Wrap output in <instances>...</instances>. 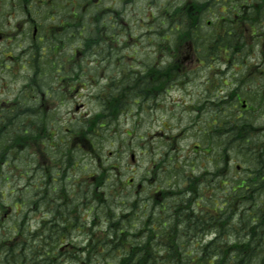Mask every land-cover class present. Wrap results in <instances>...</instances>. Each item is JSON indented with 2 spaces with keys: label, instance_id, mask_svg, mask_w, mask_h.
<instances>
[{
  "label": "rangeland",
  "instance_id": "1",
  "mask_svg": "<svg viewBox=\"0 0 264 264\" xmlns=\"http://www.w3.org/2000/svg\"><path fill=\"white\" fill-rule=\"evenodd\" d=\"M105 1L107 6L111 5L120 14L122 12L126 14V18L123 20L128 22V30L119 32L118 24H116L117 28L112 33V41L106 37L107 34L91 33L86 43L92 46H88L81 55L75 58L70 57V55L73 53V47H78L80 44L79 41L74 44L67 41L60 53L54 52L53 49L49 50L50 63L40 66L42 71L51 72L58 76L53 65V60L57 59L61 63L66 62V69L70 67L72 71L70 74H67L66 71L62 72V75L66 74L65 82L39 81L37 79L39 84L44 86L43 89L49 88L52 94H41L40 90L36 91L33 85L38 81L35 79V82H31L29 79L34 78L29 77L32 71L18 66L13 70L7 61L11 53L9 47L12 43L8 37V22L12 21L10 0H6L1 5L3 37L0 41L2 51L0 66V113L2 115L0 152L2 142L4 144L9 143L13 137L20 141L19 145L17 143L18 152L16 156V164L20 174H18L16 181L17 188H22L23 191L18 193L20 203L18 204L17 216L14 212L9 213V216L3 215L4 211L0 212V225L14 226L16 219L17 226L19 223L22 224L25 232H33L39 227L36 222H31L25 218L27 202L30 198L27 171L30 172L38 161L42 164V160L53 167L55 158L61 154H67L74 155L73 159L78 166L74 171L75 179L87 181L83 182V186L90 185L89 175H94L95 181L93 180V182H96L95 185L99 188L97 191L99 197L102 195L104 185L107 184L108 186L113 180L118 182L117 189L122 197L119 195L113 197L116 198V203L112 204L113 210H115L113 214L122 213L123 203L129 206H125V211L130 213V204L134 202V209H131L132 215L130 216V228L132 229L129 231L130 234L138 233L139 225L134 222V218L139 214L137 209L143 208L144 205H152L154 194L157 191L166 190L167 185L175 182L170 173L165 172L168 171L167 165L174 164L180 172L179 177L190 169L184 158L189 156L188 160L191 159L195 144L198 143L200 137L204 136L200 130L205 127V116L202 115V112L196 113L195 109L193 113L188 111V104L192 100L196 102L199 97L197 94H226L235 81L234 75L238 79L240 78L242 65L245 67L243 71L251 70L255 66V62H261V59H264L261 56L263 36L260 39V34H257L259 31L254 35L243 34L241 41L247 47L246 51L240 53L244 57L240 65L229 66L222 60H217L206 63V65L194 62L186 66L183 61L181 64L182 73L184 72V76L181 75L182 80L172 82L169 77L165 76L168 79L167 83L155 89L149 85L150 92L148 94L150 96L138 99V95H129L132 94L133 87H138L133 80L135 76L132 74H137L139 80L149 78V82L155 83V78H152L153 71H148L146 66L149 69L151 67L154 69L152 64L155 63V60L156 62L158 60L163 61L161 55H168L167 52H161L160 55V52L157 53L155 48L156 42L153 32L159 25L158 20H155L154 17L159 15L160 4L148 3L147 0H132L125 9L121 3L115 2V0ZM153 27L154 30L150 31ZM84 39L85 36L82 35V44ZM248 50H250L251 55L246 54ZM190 68L192 69L187 76L185 71ZM73 70L77 75L81 74L83 77L95 76L96 81L93 78L94 81L86 83L70 82L73 80ZM172 76L178 75L172 74ZM52 79L57 80L56 77ZM121 80L123 81L119 82ZM61 91L62 93H60ZM262 93L263 91L260 94ZM61 94L66 95L61 97ZM137 94H143V92ZM189 94H193V96H189ZM115 95L118 96V100L113 99L112 102L116 103L118 108L119 106L123 108L120 112L111 111L104 107V102L102 103L99 98L108 100ZM260 96L262 98V95ZM261 103V100L254 101L252 110L248 112L254 114L257 124L261 123L264 115V107ZM111 109H114L112 105ZM16 112L28 113L23 120V118L15 117ZM99 114L102 115L101 120H103V127L101 128L96 123L98 120L96 115ZM192 116L196 119L190 125L189 120ZM88 120L92 129L99 132L96 145H90L89 141L84 144L82 141L84 140L83 136L87 137L85 130L86 127H89ZM197 121L198 123H196ZM11 122H13L12 125ZM26 128L30 129V132L24 134ZM19 129L22 130V133L18 132ZM77 130L81 131L79 140L76 138L77 143L73 144L74 137L71 140H64L65 137L68 138V135L72 137V134ZM257 135L263 137L264 133L259 132ZM22 136L26 137L23 138ZM5 149L6 155H8L7 146ZM132 154L135 155L134 159H132ZM175 159H181L183 162ZM238 164H240L239 161L236 164L233 162V170L242 173V169H237ZM10 166V164H5L0 170V198L2 196L1 190H5L8 198L4 202L7 207L14 204L12 201L15 197V195H12V198L9 197L10 187L7 186L11 184V181H5V178L12 176ZM48 172L55 176V169L51 168ZM194 172L200 174L202 171L196 169ZM69 175L73 177V172H69ZM223 175L225 179L230 177L227 168H225ZM39 176L40 173L34 174L32 180L37 182ZM139 185L141 188L137 190ZM204 192L208 193L209 190L204 189ZM138 193L140 195H137ZM220 195H224L223 190L220 191ZM166 198L173 201L171 195H167ZM169 201L164 203L170 204ZM0 203L4 207L3 203ZM7 207L8 210L9 207ZM104 227L105 223L101 228ZM0 234H4L2 230H0ZM130 234L127 233L124 236L125 239ZM104 235L102 230L98 231L99 238H103ZM134 240L133 238L130 239L131 242ZM30 243L37 246L40 244L36 240V235L31 238ZM99 247H103V244ZM24 249L25 247L22 248V250ZM19 252L20 249H17V256L11 257L10 264H42L45 260L41 252L35 253L34 256L29 253L24 256L23 251ZM56 256V253L51 254L48 259L55 261V264H78L75 261H70L69 258L58 259ZM119 258L120 255H109L106 252L92 257V262L86 261L85 263L81 260L79 264H115Z\"/></svg>",
  "mask_w": 264,
  "mask_h": 264
},
{
  "label": "flooded vegetation",
  "instance_id": "2",
  "mask_svg": "<svg viewBox=\"0 0 264 264\" xmlns=\"http://www.w3.org/2000/svg\"><path fill=\"white\" fill-rule=\"evenodd\" d=\"M131 1L115 0V2L121 3L125 9ZM5 2L6 0H0V41L3 37L1 5ZM147 2L160 4L159 26L156 30H164L166 34L174 33L175 38L170 47L168 49L161 47L170 55L173 63L182 64L184 61L185 65L189 66L194 62L206 63V60L214 62L219 60L221 55L224 61L230 63L233 58H236L237 45L240 44L238 41L242 34H255L257 31L264 34V0H147ZM10 4L12 21L8 22V35L9 41L11 40L12 43L9 47L11 51L9 61L14 66L28 68L32 71L30 76L36 77L38 80L60 77L51 72H44L40 68V66L49 65V50L53 49L54 52L60 53L67 41L72 44L79 41V48L74 47V52L70 56L82 54L80 50L81 35L85 28L82 25L83 12L86 19L100 20L104 25L105 34L107 30L110 31V28H114V21L118 24L119 20L121 23L118 29L120 28L122 32L128 30L127 21L123 20L126 18V14L124 12L120 14L111 5L107 6L105 0H35V3L33 0H10ZM90 25L95 27L94 30L99 29L97 22L90 23ZM153 30L154 27L150 29V31ZM158 38L162 39L161 36H157ZM197 41L203 43L202 59H195L197 52L200 51L199 48H196L195 42ZM1 56L0 48V66ZM56 57H58L57 54ZM53 65L56 66V60H53ZM234 78L235 81L226 94H197L201 98L202 105L191 106L196 112H203L204 123L210 126L213 132L221 131L222 144L225 140L226 114H233L235 125L240 123L242 119L246 118L244 112L252 110L250 97L257 92L258 88L264 89L263 73L258 75L254 71L244 79ZM232 96L235 97L236 102L227 108L226 100L233 98ZM239 104H241L240 107ZM46 183L47 181L42 179V197H39V193L35 192L39 188L31 186L38 201H42V207L40 211L39 209L35 210L36 202H34L33 196L31 208L28 211L43 228L40 235L41 245L24 243L16 235L12 238L10 226L2 224L0 230L4 234H0V264H10L11 257L17 256L19 245L25 255L29 253L34 256L35 253L41 252L45 259L42 264H48L51 246L56 248L57 244V252L55 248L52 250L54 253H58L60 259L66 254L67 247L70 250L76 248L74 244L76 241L87 242L85 246L87 253L88 250L92 251L94 248L95 239L86 233L91 227H85V224L83 227L81 226V203L79 207L71 209L66 207L64 202H60L62 198L59 197L58 202L50 208L49 190ZM6 207L3 208L0 205V212L4 211L3 215L9 216L13 213V207L8 206V210ZM86 211L89 215L91 214V209ZM13 228L16 229L14 226ZM24 247L25 249L22 250ZM79 249L81 250L82 247Z\"/></svg>",
  "mask_w": 264,
  "mask_h": 264
},
{
  "label": "trees",
  "instance_id": "3",
  "mask_svg": "<svg viewBox=\"0 0 264 264\" xmlns=\"http://www.w3.org/2000/svg\"><path fill=\"white\" fill-rule=\"evenodd\" d=\"M132 76L139 88L133 87L130 96H136L138 92L148 94L149 85L155 89L168 80L165 76H155L153 83L149 78L139 80L137 74ZM34 84L41 90L44 87L39 82ZM113 99L117 97L113 96L111 101ZM16 113L17 118L24 120L28 112ZM96 117V123L100 125L101 115ZM29 130L24 129V134ZM88 130L92 131L91 127ZM18 132L22 133V130ZM215 141L213 153H220L221 149L225 154L232 153L241 161L243 170L233 182H225L223 200L217 193L219 180L214 182L216 192L205 195L204 189L210 191L213 184L210 176L204 174L198 177V180L205 177L199 185L198 195L196 187L184 189L190 192H179L170 206L155 210L153 214L158 217L144 223L138 233L130 234L136 237L129 239L136 242L128 248L121 242L122 222L118 227V221L114 222L113 234L117 239L111 244L101 242L105 244L104 252L109 255L123 251L117 264H264V136L252 137L241 122L236 128H227L223 147L219 145L222 143L220 135ZM14 142H2L1 151ZM17 143L19 145L20 141L16 140ZM166 169L177 180L180 172L175 165H167ZM141 230L145 231L139 236Z\"/></svg>",
  "mask_w": 264,
  "mask_h": 264
}]
</instances>
